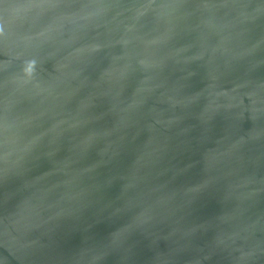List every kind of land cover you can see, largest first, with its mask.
Wrapping results in <instances>:
<instances>
[{"label": "water", "instance_id": "95a60500", "mask_svg": "<svg viewBox=\"0 0 264 264\" xmlns=\"http://www.w3.org/2000/svg\"><path fill=\"white\" fill-rule=\"evenodd\" d=\"M0 264H264V0H0Z\"/></svg>", "mask_w": 264, "mask_h": 264}]
</instances>
